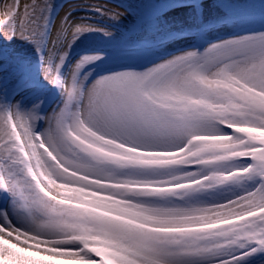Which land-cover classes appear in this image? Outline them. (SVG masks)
I'll return each instance as SVG.
<instances>
[{
	"label": "snow or ice",
	"instance_id": "1",
	"mask_svg": "<svg viewBox=\"0 0 264 264\" xmlns=\"http://www.w3.org/2000/svg\"><path fill=\"white\" fill-rule=\"evenodd\" d=\"M73 8L120 17L33 0L0 20L63 97L41 114L0 94V264H264V31L89 85L101 54L66 73L69 49L111 33Z\"/></svg>",
	"mask_w": 264,
	"mask_h": 264
},
{
	"label": "rangeland",
	"instance_id": "2",
	"mask_svg": "<svg viewBox=\"0 0 264 264\" xmlns=\"http://www.w3.org/2000/svg\"><path fill=\"white\" fill-rule=\"evenodd\" d=\"M31 3L33 0H0V20L17 4L22 16L25 5ZM53 3V15L60 9L61 13L67 11L72 3L103 5L120 14L117 21H109L85 9H72L73 19L91 15L93 22L105 25L111 33L105 36L98 31L84 32L69 49L66 73L83 56L101 54L81 69L80 75L87 73L89 85L105 75L143 72L176 54L188 50L202 52L213 43L264 29V0H53ZM0 94L5 102L17 103L25 110L39 103L37 111L41 114L52 112L63 102L60 90L44 78L35 46L18 36L5 39L0 35ZM44 126L43 120L37 121V131ZM228 195L226 189L212 194L217 199ZM4 206L0 199V207ZM241 264L257 261L248 258Z\"/></svg>",
	"mask_w": 264,
	"mask_h": 264
},
{
	"label": "bare ground",
	"instance_id": "3",
	"mask_svg": "<svg viewBox=\"0 0 264 264\" xmlns=\"http://www.w3.org/2000/svg\"><path fill=\"white\" fill-rule=\"evenodd\" d=\"M210 2H211V1H210ZM208 3H209V2H208ZM208 3H207V4H208ZM63 13H64V12H62L61 15H63ZM260 31H264V29H263V30H260ZM260 31H256V32H260ZM247 35H248V34H247ZM207 47H208V46H207ZM207 47H205V48L203 49V51H204Z\"/></svg>",
	"mask_w": 264,
	"mask_h": 264
}]
</instances>
